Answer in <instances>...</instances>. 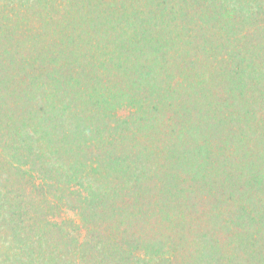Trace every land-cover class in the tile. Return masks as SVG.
Here are the masks:
<instances>
[{
  "label": "trees",
  "instance_id": "obj_1",
  "mask_svg": "<svg viewBox=\"0 0 264 264\" xmlns=\"http://www.w3.org/2000/svg\"><path fill=\"white\" fill-rule=\"evenodd\" d=\"M252 1L0 0V264H264Z\"/></svg>",
  "mask_w": 264,
  "mask_h": 264
},
{
  "label": "rangeland",
  "instance_id": "obj_2",
  "mask_svg": "<svg viewBox=\"0 0 264 264\" xmlns=\"http://www.w3.org/2000/svg\"><path fill=\"white\" fill-rule=\"evenodd\" d=\"M249 4H250V9H251V7H252V5L253 6H255V4H254V2L252 1V0H249ZM124 112V111H123ZM125 113V112H124ZM120 115V114H119ZM121 116H122V114H121ZM108 121V120H107ZM113 124H114V122H113ZM115 125V124H114ZM23 131V128H20L19 129V132L21 133ZM78 136H82V135H79V133H77V134H74V135H72V137H69V140L70 141H73V140H75ZM74 137H75V139H74ZM153 139H155V138H153ZM153 139H151V141L153 140ZM132 141H134V140H132ZM135 142V141H134ZM129 143V142H128ZM253 143V142H252ZM130 144V143H129ZM131 144H133V143H131ZM259 145H261V146H263L264 147V145H262V141L261 142H259L258 143V146ZM118 145H116L115 146V148H118L117 147ZM262 151H263V148H262ZM161 171V170H160ZM159 176H160V174H159ZM157 180V179H156ZM262 184V183H261ZM102 215H98V217H96V219L98 220V221H101L102 219L100 218ZM77 220V219H76ZM188 227H190L189 225H188ZM188 227H185L184 229H187ZM201 235H203V233H201ZM98 236V235H97ZM210 236H212L211 234H210ZM88 240H90L89 241V245L87 244V246H89V249L90 250H88V251H90V254H92V255H90V254H88L89 252L86 250V249H88L87 248V246L86 245H83L85 248L81 251L80 249H78V248H76V249H74V250H72L71 248H69V250L67 251V253H68V255L66 256V255H64V254H62L61 255V261H62V264H115L116 262H117V260L118 259H114V260H110V262L111 263H109V258H107V259H105V260H103L102 258H101V256H103V255H100V254H98L99 253V249H100V247L99 246H97L99 243L97 242V240H95V239H92V237H88L87 238V243H88ZM94 240V241H93ZM158 247H155V250L157 251V250H160L159 248V246L160 245H158V244H156ZM159 252V251H158ZM188 252H190V251H188ZM102 254H105V253H102ZM99 255V256H98ZM166 256V255H165ZM156 257H161V254H157V256ZM191 258H189L188 260H190ZM192 260H195V257H193V259Z\"/></svg>",
  "mask_w": 264,
  "mask_h": 264
}]
</instances>
